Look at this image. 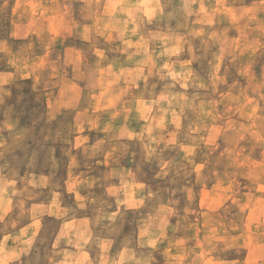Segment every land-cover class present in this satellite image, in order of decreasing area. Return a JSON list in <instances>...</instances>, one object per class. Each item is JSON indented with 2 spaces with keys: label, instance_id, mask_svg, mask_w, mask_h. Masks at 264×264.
<instances>
[{
  "label": "rangeland",
  "instance_id": "1",
  "mask_svg": "<svg viewBox=\"0 0 264 264\" xmlns=\"http://www.w3.org/2000/svg\"><path fill=\"white\" fill-rule=\"evenodd\" d=\"M79 218L106 264H264V0H0V264Z\"/></svg>",
  "mask_w": 264,
  "mask_h": 264
},
{
  "label": "crops",
  "instance_id": "2",
  "mask_svg": "<svg viewBox=\"0 0 264 264\" xmlns=\"http://www.w3.org/2000/svg\"><path fill=\"white\" fill-rule=\"evenodd\" d=\"M72 226L76 229L77 226L81 228L74 232ZM89 228H92V222L88 218L63 221L59 234V242L57 243L58 258L56 264H78L77 260L82 257L86 261L84 264H106L103 262V251L106 249L104 241H99L100 249L94 254L88 246V241L91 240V237L88 240H84L86 236L83 238L78 236L82 232L81 229L84 230L83 233H87Z\"/></svg>",
  "mask_w": 264,
  "mask_h": 264
}]
</instances>
